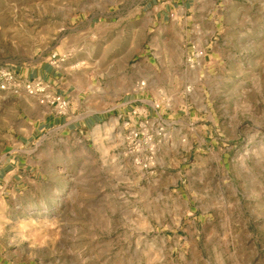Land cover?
I'll return each instance as SVG.
<instances>
[{"label":"rangeland","instance_id":"1","mask_svg":"<svg viewBox=\"0 0 264 264\" xmlns=\"http://www.w3.org/2000/svg\"><path fill=\"white\" fill-rule=\"evenodd\" d=\"M188 1L0 0V264H264V0Z\"/></svg>","mask_w":264,"mask_h":264},{"label":"built area","instance_id":"2","mask_svg":"<svg viewBox=\"0 0 264 264\" xmlns=\"http://www.w3.org/2000/svg\"><path fill=\"white\" fill-rule=\"evenodd\" d=\"M58 61L57 55L53 54L51 56V63L57 66ZM143 85L144 83L142 82L140 86ZM46 89L47 85L41 78H35L33 80L21 82L12 68L8 66L0 68V91H5L12 94L26 93L31 96L42 95L44 99H47L48 95L46 94ZM53 101H57L61 107H64L65 105V100L59 95H54Z\"/></svg>","mask_w":264,"mask_h":264},{"label":"crops","instance_id":"3","mask_svg":"<svg viewBox=\"0 0 264 264\" xmlns=\"http://www.w3.org/2000/svg\"><path fill=\"white\" fill-rule=\"evenodd\" d=\"M148 2L153 3L152 5L153 14H155V16H162V18H164V15H166L167 10H170L169 12L180 11V14H184L185 10H187L189 6L188 0H148ZM12 69L22 81L29 80L30 78H32V75H34L33 77L38 76L39 78L42 79L51 80L52 77H54V75H57L58 73L57 69L54 70L52 66H47V65H45L44 68L37 69L35 72H32V74L29 75L26 69H22V68H12ZM0 94L2 95L0 96L1 99H4V97L7 96H13L8 93H5L4 91H0ZM52 118H53L52 120L56 122V120L61 117H57L53 115Z\"/></svg>","mask_w":264,"mask_h":264}]
</instances>
